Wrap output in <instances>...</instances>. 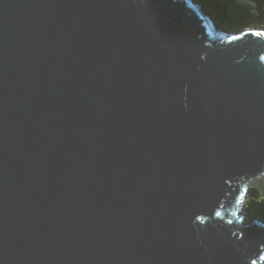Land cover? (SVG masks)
<instances>
[{"label":"water","instance_id":"water-1","mask_svg":"<svg viewBox=\"0 0 264 264\" xmlns=\"http://www.w3.org/2000/svg\"><path fill=\"white\" fill-rule=\"evenodd\" d=\"M255 33L201 0H0V264H264L235 204L264 174Z\"/></svg>","mask_w":264,"mask_h":264},{"label":"trees","instance_id":"trees-1","mask_svg":"<svg viewBox=\"0 0 264 264\" xmlns=\"http://www.w3.org/2000/svg\"><path fill=\"white\" fill-rule=\"evenodd\" d=\"M219 22L239 33L243 28L264 29V0H201ZM248 191L242 210L249 217L264 218V174L251 178L245 185Z\"/></svg>","mask_w":264,"mask_h":264},{"label":"snow or ice","instance_id":"snow-or-ice-1","mask_svg":"<svg viewBox=\"0 0 264 264\" xmlns=\"http://www.w3.org/2000/svg\"><path fill=\"white\" fill-rule=\"evenodd\" d=\"M255 35H258V36H264V33H255ZM239 37H233V39H238ZM261 59H264V57H262ZM248 189L247 187L241 189L237 195V198H236V201H235V204H236V207H237V210L239 209V205L242 204L243 200H244V196L245 194L247 193ZM221 207H223L221 205ZM215 216L216 217H219L221 219H223V213L219 210H216L215 211ZM231 216L236 218L237 220H242L243 218L242 217H239L238 214H237V211H232L231 212ZM197 219H199L202 223L204 222V217L200 216V217H197ZM227 223L231 224L233 223V220L229 219L227 221ZM258 260L260 262H264V254H260L258 256ZM251 264H258V261L257 259H253L251 260Z\"/></svg>","mask_w":264,"mask_h":264},{"label":"rangeland","instance_id":"rangeland-1","mask_svg":"<svg viewBox=\"0 0 264 264\" xmlns=\"http://www.w3.org/2000/svg\"><path fill=\"white\" fill-rule=\"evenodd\" d=\"M217 22H218V21H217ZM253 218H254V219H261V220H264L263 217H257V218H255V217L253 216Z\"/></svg>","mask_w":264,"mask_h":264}]
</instances>
